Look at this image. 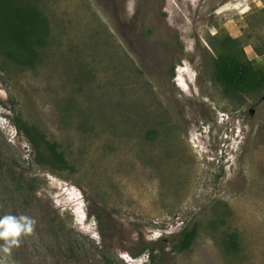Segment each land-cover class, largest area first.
Masks as SVG:
<instances>
[{
	"label": "rangeland",
	"instance_id": "obj_1",
	"mask_svg": "<svg viewBox=\"0 0 264 264\" xmlns=\"http://www.w3.org/2000/svg\"><path fill=\"white\" fill-rule=\"evenodd\" d=\"M32 2L39 58L0 55V216L35 225L0 264H264V90L227 93L213 65L228 35L264 72V0ZM24 122L68 169L38 163Z\"/></svg>",
	"mask_w": 264,
	"mask_h": 264
},
{
	"label": "trees",
	"instance_id": "obj_2",
	"mask_svg": "<svg viewBox=\"0 0 264 264\" xmlns=\"http://www.w3.org/2000/svg\"><path fill=\"white\" fill-rule=\"evenodd\" d=\"M264 14V9L262 10ZM49 36L47 18L32 0H0V55L22 67L32 68ZM213 60L214 79L225 92L251 95L264 90V72L257 70L237 38L225 36L217 41ZM28 138L38 163L53 169H68L69 163L45 133L23 123L17 127ZM173 250H188L197 236L196 227H185L179 233ZM235 247L237 235L230 236ZM155 249H148V263L155 264Z\"/></svg>",
	"mask_w": 264,
	"mask_h": 264
},
{
	"label": "clouds",
	"instance_id": "obj_3",
	"mask_svg": "<svg viewBox=\"0 0 264 264\" xmlns=\"http://www.w3.org/2000/svg\"><path fill=\"white\" fill-rule=\"evenodd\" d=\"M35 221L27 215L0 216V252L8 255L19 238L33 231Z\"/></svg>",
	"mask_w": 264,
	"mask_h": 264
},
{
	"label": "bare ground",
	"instance_id": "obj_4",
	"mask_svg": "<svg viewBox=\"0 0 264 264\" xmlns=\"http://www.w3.org/2000/svg\"><path fill=\"white\" fill-rule=\"evenodd\" d=\"M184 71L185 70H183V71H179V74H180V79H178V80H183L182 82H184L183 83V85L182 84H180L179 83V87H182L181 89L186 93L187 91H189V86H188V84H189V81H188V79H187V77H189V75L188 76H186V74H184ZM187 73V72H186ZM190 78V77H189ZM181 85V86H180ZM184 87H186V89L184 88ZM188 93V92H187ZM197 100V99H196ZM223 116V115H222Z\"/></svg>",
	"mask_w": 264,
	"mask_h": 264
}]
</instances>
